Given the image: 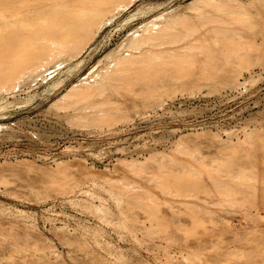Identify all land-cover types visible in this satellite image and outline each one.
I'll use <instances>...</instances> for the list:
<instances>
[{"label":"rangeland","instance_id":"obj_1","mask_svg":"<svg viewBox=\"0 0 264 264\" xmlns=\"http://www.w3.org/2000/svg\"><path fill=\"white\" fill-rule=\"evenodd\" d=\"M131 2L0 80V264H264V0Z\"/></svg>","mask_w":264,"mask_h":264},{"label":"bare ground","instance_id":"obj_2","mask_svg":"<svg viewBox=\"0 0 264 264\" xmlns=\"http://www.w3.org/2000/svg\"><path fill=\"white\" fill-rule=\"evenodd\" d=\"M50 2L44 4L47 11L40 17L30 15L29 11L35 9L40 0H18L7 2L2 1L0 7V80L3 85L11 84L22 69L40 68L44 63L41 54H35L34 46L39 43L41 46L50 45V35L57 28L68 26L67 18L75 13L81 16L80 29L76 35H68L66 40L60 41L58 46L62 50L80 47L81 44L90 39L92 35L91 27L102 18L115 10L117 7H124L133 0H43ZM55 1V2H54ZM147 24V23H146ZM157 32L149 31L154 35ZM144 36L134 39L133 44L138 48L140 45H154V40L159 41V37ZM74 39V40H73ZM153 39V40H152ZM136 48V49H137ZM198 49H203L201 46ZM199 51V50H198ZM200 52V51H199ZM40 55V56H38ZM153 56H150L149 60ZM124 61V62H123ZM118 62H123L124 67L131 63L129 57L119 58ZM136 61L132 62L134 66ZM132 71L137 68L131 67ZM119 75L121 80H131V75L123 71ZM103 81L108 85V77L104 76Z\"/></svg>","mask_w":264,"mask_h":264}]
</instances>
